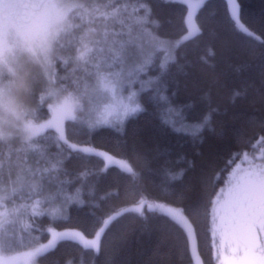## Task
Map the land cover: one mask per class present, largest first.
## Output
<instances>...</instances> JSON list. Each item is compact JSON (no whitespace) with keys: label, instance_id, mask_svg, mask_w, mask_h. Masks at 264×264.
<instances>
[{"label":"snow or ice","instance_id":"6c2138e0","mask_svg":"<svg viewBox=\"0 0 264 264\" xmlns=\"http://www.w3.org/2000/svg\"><path fill=\"white\" fill-rule=\"evenodd\" d=\"M154 2L182 6L178 40L162 38L148 27H161L153 0H0V264H44L64 243L98 256L126 214H135L145 225L152 218L174 229L183 237L191 264H205L197 240L203 214L211 241L209 264H264V119L258 131L252 129L255 143L249 147L254 151L230 155L221 170L227 173L224 186L210 199L206 185L218 180L219 173L190 177L195 171L190 162L169 168L138 141L101 149L87 139L104 128H124L147 111L146 101L167 104L162 78L170 68L183 72L187 43L206 36L225 48L239 42L250 55L259 54L256 91L264 101V30L257 34L244 21L241 0H225L223 30L203 23L210 0ZM209 19L214 15L209 13ZM215 57L209 44L198 59L214 67ZM153 68L158 74L147 75ZM21 80L27 82L23 95ZM250 88H234V101L245 98ZM214 113L209 106L198 122L187 123L182 110L169 106L162 122L195 138ZM77 132L85 139L77 140ZM93 159L101 166L85 167L77 179L114 173L135 199L118 210L90 213L85 229L62 228L69 208L85 205L80 187L68 190L73 184L68 165ZM160 172L166 186L151 194L147 184ZM155 230L167 234L159 226Z\"/></svg>","mask_w":264,"mask_h":264},{"label":"trees","instance_id":"16d2710c","mask_svg":"<svg viewBox=\"0 0 264 264\" xmlns=\"http://www.w3.org/2000/svg\"><path fill=\"white\" fill-rule=\"evenodd\" d=\"M241 2L244 21L259 34L264 30V0ZM210 4L209 13L215 19H209V13H205L203 23H213L218 29H225V0H210ZM181 8V5H157L153 0L154 18L160 21L161 27L159 30L152 29L151 25L148 27L162 38L178 39L182 36ZM209 44H213L216 49V57L211 61L214 67L201 64L198 59ZM184 51L187 53L188 66L183 72L170 68V74L162 78L167 104L146 101L144 107L147 111L130 120L124 128H104L92 133L87 139L101 149H111L122 141H138L169 168L185 167L190 162L195 167L194 172H189L190 177H198L202 173L208 176L219 173L218 180H211L206 185L205 195L210 199L214 192L224 186L227 173L221 170L225 168V161L230 155L237 152L251 154L254 151L249 147L250 141L255 143L252 129L255 127L258 131L259 121L264 119V101L256 91L260 88L262 61L258 53L250 55L239 42L225 48L222 44L210 41L207 36L197 42H188ZM161 55L157 54V62ZM157 74L153 68L147 75ZM244 85H253V88L249 89L245 98L234 101L233 89ZM169 106L182 110L187 123L198 122L208 112L209 106L215 109V113L210 125L194 138L174 132L163 124L162 117ZM76 139L84 140V134L77 132ZM259 147L257 144V156ZM100 166L96 159L87 164L74 160L68 165L70 175L67 178L73 180L68 190L72 192L80 187L85 205L83 208L75 205L69 208V219L60 227L85 229L90 213L95 211L99 215L101 212L118 210L122 205L134 201V195L125 193L126 183L114 173L89 176L83 181L77 179V173L85 167L97 169ZM166 183L163 172H160L148 182L147 191L156 194ZM89 191L92 192L91 197ZM89 200L99 207H90ZM200 220L197 237L199 252L205 264H209L211 241L203 214ZM158 226L166 229L167 234L156 231ZM81 259L83 264H191L182 236H178L174 229L158 225L152 218L145 225L135 214L120 218L119 225L108 236L100 255L82 252L79 246L64 243L47 257L44 264H68L69 261L71 264H81Z\"/></svg>","mask_w":264,"mask_h":264},{"label":"rangeland","instance_id":"374dc122","mask_svg":"<svg viewBox=\"0 0 264 264\" xmlns=\"http://www.w3.org/2000/svg\"><path fill=\"white\" fill-rule=\"evenodd\" d=\"M178 39H176V40H178ZM176 40H169V41H176ZM145 47L147 48V45H145ZM141 79H146V77L142 76ZM137 87H138V85H137ZM19 91H20L21 95H23L27 91V82H26V80H21V83L19 85Z\"/></svg>","mask_w":264,"mask_h":264}]
</instances>
